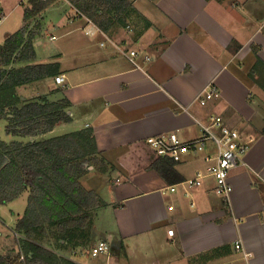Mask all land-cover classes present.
Instances as JSON below:
<instances>
[{"label":"crops","instance_id":"obj_1","mask_svg":"<svg viewBox=\"0 0 264 264\" xmlns=\"http://www.w3.org/2000/svg\"><path fill=\"white\" fill-rule=\"evenodd\" d=\"M59 2L72 10L56 25L58 33L46 39L41 30L34 62H58L65 82L51 76L18 91L28 100L67 99L71 119L18 140L91 130L107 170L91 166L81 183L105 203L92 220L109 214L111 227L97 240L76 230L43 242L64 264H264V0H129L126 23L94 36L85 34L84 16ZM212 86L221 96L200 104ZM219 115L243 139L253 138L230 171L229 205L215 192L212 175L201 186L184 182L215 164L214 140L174 160L172 178L179 179L171 183L153 167L158 156L146 143L174 131L196 139ZM100 241L109 251L91 256Z\"/></svg>","mask_w":264,"mask_h":264},{"label":"trees","instance_id":"obj_2","mask_svg":"<svg viewBox=\"0 0 264 264\" xmlns=\"http://www.w3.org/2000/svg\"><path fill=\"white\" fill-rule=\"evenodd\" d=\"M57 1L30 0L24 7L22 26L0 45V119L7 120L6 131L13 136L34 138L71 119L67 99L28 100L18 91L23 85L59 73L58 62H34V41L41 35V25L33 22ZM66 1L106 33L113 24L126 23L125 14L131 6L129 0ZM257 62H261L259 57ZM103 162L89 129L27 142L8 143L0 138V206L29 191L26 210L15 226L20 249L16 255L12 250L0 254V264H12L21 252L27 255L28 264H64L66 260L43 239L48 234L82 231L91 222L93 211L105 205L94 190L81 183L91 166L106 171ZM153 167L169 183L179 179L172 178L176 169L168 156L158 157Z\"/></svg>","mask_w":264,"mask_h":264},{"label":"built area","instance_id":"obj_3","mask_svg":"<svg viewBox=\"0 0 264 264\" xmlns=\"http://www.w3.org/2000/svg\"><path fill=\"white\" fill-rule=\"evenodd\" d=\"M88 25L84 28L85 34L94 36L96 33H103L104 31L94 23L90 18L84 16ZM5 18V15L0 11V22ZM130 28V26H128ZM138 53L132 50L129 54L130 60L135 63ZM57 83H64L65 77L57 75L55 77ZM221 96V91L216 86L206 89L199 97L198 102L205 105L208 101L218 99ZM217 129L219 133L213 130ZM214 140L219 146V153L215 159V164L210 166L207 172H198L196 177L185 180L189 186H201L202 178L207 174L215 178L217 195L224 199L226 204H230V195L233 191V185L229 181V174L231 169L239 164L241 155L248 152L252 146L253 138L243 139L239 130L234 129L224 123L223 118L219 116H212L209 124H203V132L200 137L193 140H185L179 132H165L160 135L149 136L146 143L154 150L158 157L168 156L175 161H180L183 153L194 152L200 153L204 150L206 142ZM171 190H175V185H171ZM170 234H174V230H169ZM237 250L242 249V243L237 242L235 245ZM243 250V249H242ZM109 251V244L107 241H100L96 246L90 249V255L96 257L101 253ZM244 257L249 258L250 253L244 252ZM12 264H28L27 255L23 252L17 257Z\"/></svg>","mask_w":264,"mask_h":264},{"label":"rangeland","instance_id":"obj_4","mask_svg":"<svg viewBox=\"0 0 264 264\" xmlns=\"http://www.w3.org/2000/svg\"><path fill=\"white\" fill-rule=\"evenodd\" d=\"M30 0H0L2 12L6 16L0 22V42L4 41L7 33H13L18 30L23 23L24 7L29 5ZM72 8L65 2H55L51 4L40 16V20H35L33 23L40 22L41 30L44 37L49 38L51 33H58L56 25L60 20L68 18ZM58 131L56 134H61ZM0 137L7 142L13 139H23L20 136H12L6 131V120L0 119ZM28 193H23L15 200L5 203L0 206V254H5L9 251H13L14 255L19 251L18 238L15 233V226L19 215H23L27 203ZM106 209L103 210L104 213ZM108 213V212H106ZM98 222L95 219L92 220L86 228L82 229L83 237H89L91 239H99L106 235V231L111 221L109 214L102 215ZM113 227V226H112ZM51 236V234H48ZM19 245V246H18Z\"/></svg>","mask_w":264,"mask_h":264}]
</instances>
